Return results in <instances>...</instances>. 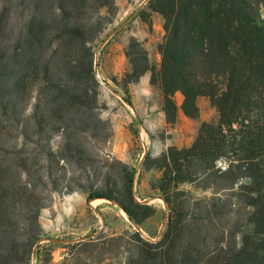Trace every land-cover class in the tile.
<instances>
[{"label":"trees","instance_id":"1","mask_svg":"<svg viewBox=\"0 0 264 264\" xmlns=\"http://www.w3.org/2000/svg\"><path fill=\"white\" fill-rule=\"evenodd\" d=\"M44 1H30L21 49L29 72L43 64L31 110L35 132L62 137L59 151L49 146L46 157L81 159L86 149L75 135L83 128L72 123L90 127L100 122L94 101L99 83L89 43L104 28L101 9L110 12L113 0H53L55 12L49 14ZM89 6L97 12L92 14ZM152 13L163 20L160 61L151 62L132 37L122 86L149 72L167 123L175 121L179 108L196 119L201 96L209 98L218 120L202 121L189 147L169 146L156 158L161 172L157 188L168 210L165 229L156 242L131 233L137 254L129 264H264V0H148L139 17L150 25ZM16 56L0 54V105L11 104L10 90L23 88L25 78L14 69L20 64ZM31 82L37 79L28 74ZM177 92L183 97L179 108ZM115 161L121 165L119 187L92 189L86 199L116 202L139 226L155 207L134 197L136 168ZM185 183L215 190L196 197L181 188ZM42 200L33 183L6 184L0 174V264L29 262L42 238ZM246 222H253L254 230L238 246L233 239ZM212 240L213 249L204 252L201 248Z\"/></svg>","mask_w":264,"mask_h":264},{"label":"rangeland","instance_id":"2","mask_svg":"<svg viewBox=\"0 0 264 264\" xmlns=\"http://www.w3.org/2000/svg\"><path fill=\"white\" fill-rule=\"evenodd\" d=\"M30 1L0 0V54L11 56L16 52L20 64L15 72L25 78L23 88L9 91L11 104L0 105V174L6 184L33 183L45 203L38 218L42 238L27 264H129L137 254L131 233L138 231L142 239L156 242L165 229L168 210L157 188L161 172L155 168L156 158L169 146L189 147L200 123L216 122L218 112L208 97L201 96L196 101L199 116L191 119L180 110L183 97L177 92V117L167 123L161 97L149 84V72L136 83L122 86L128 68L125 51L132 37L147 50L151 62L160 61L163 20L157 13L150 15V25L140 19L148 0H113L110 12L101 9L106 16L102 19L104 28L89 43L99 83L94 101L100 122L90 127L72 123L83 128L75 135L86 149L81 159L46 157L49 146L59 151L62 137L52 133L47 138L45 132H35L31 110L34 96L39 94L43 64L37 65L36 72H29L28 56L23 58L21 50L25 48ZM42 7L47 14L55 12L53 0L44 1ZM88 9L92 14L97 12L95 6ZM28 74L37 82L28 84ZM115 159L136 168L134 197L155 207V213L139 226L132 224L116 202L86 199L92 189L119 187L121 165ZM218 165L223 166V162ZM181 188L196 197H208L215 190H201L195 183L182 184ZM253 230V222H246L234 236V243L241 245ZM212 236L218 238V234ZM209 243L201 248L204 252L213 249V240Z\"/></svg>","mask_w":264,"mask_h":264}]
</instances>
